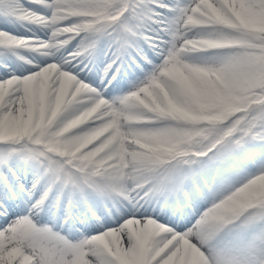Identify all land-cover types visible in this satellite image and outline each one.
I'll return each mask as SVG.
<instances>
[{"label": "snow or ice", "instance_id": "snow-or-ice-1", "mask_svg": "<svg viewBox=\"0 0 264 264\" xmlns=\"http://www.w3.org/2000/svg\"><path fill=\"white\" fill-rule=\"evenodd\" d=\"M0 264H264V0H0Z\"/></svg>", "mask_w": 264, "mask_h": 264}]
</instances>
